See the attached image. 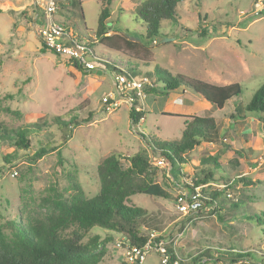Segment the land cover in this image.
Returning <instances> with one entry per match:
<instances>
[{"label":"rangeland","instance_id":"1","mask_svg":"<svg viewBox=\"0 0 264 264\" xmlns=\"http://www.w3.org/2000/svg\"><path fill=\"white\" fill-rule=\"evenodd\" d=\"M105 1L59 0L70 12L56 19L73 22L81 40L92 44L90 37L97 31ZM143 1L111 0L109 34H123L147 45L152 53L147 68L158 67L163 76L182 73L217 85L239 82L242 94L219 109L182 89L171 92L168 99L146 93L147 112L132 126L129 112L134 96L131 90H116L115 73L103 67L82 73L70 58L44 48L38 32L42 10L34 0H0V128L16 133L20 128L31 129L32 123L41 124V130H31L32 145L27 149L0 138V228L10 233L9 219L16 217L23 224L47 220L59 213V202L72 203L77 195H98L100 164L109 155L120 154L121 164L128 166L130 155L146 152L141 133L160 141L177 140L185 116H213L219 124L217 140L203 141L178 172L172 171L169 161L154 160L158 169L151 190L128 197L126 203L146 209L155 223L163 222L169 237L182 233L177 248L189 259L188 264H192L191 256L210 245L223 251L236 246L250 254L242 258L243 264H264V226H255L248 218L264 210V114L238 117L245 114L244 106L264 83V0H185L176 7L177 21H164L158 35L149 39L146 23L136 14ZM93 46L99 56L121 60L124 65L135 53L125 49L119 57L98 43ZM109 94L118 103L112 109L103 99ZM90 111L92 120L71 126L67 136L55 123L57 117L69 122ZM46 144L55 149L31 161ZM211 156L224 168L203 162ZM209 170L214 173L213 181L197 186L209 195L220 191L222 199L196 214L179 213L176 198L187 187L180 180H193L195 174L203 178ZM240 177L252 182H237ZM74 230L78 225L71 223L61 235L69 238ZM81 243L96 251L105 248L98 264H128L125 234L95 226L87 230ZM217 250L215 256L220 254ZM218 261L233 264L223 254L209 264ZM143 264H162L158 252H150Z\"/></svg>","mask_w":264,"mask_h":264},{"label":"trees","instance_id":"2","mask_svg":"<svg viewBox=\"0 0 264 264\" xmlns=\"http://www.w3.org/2000/svg\"><path fill=\"white\" fill-rule=\"evenodd\" d=\"M183 1L185 0H145L137 6V16L146 23L145 35L147 39L158 35L164 21H177L176 7ZM110 7L111 0H106L99 16L97 31L90 37L93 41L92 44L98 43L114 50L119 53V57L125 49H133L135 53L127 59L128 63L125 65L122 64L121 60L114 62L103 57L105 61H98V64L104 70L115 74L123 73L127 77L137 79L149 78L150 83L143 86L145 94H157L168 99L171 92L188 89L219 109H223L233 97L242 94L243 87L239 82L217 85L182 73L176 75L167 73L166 76H163V71L158 67L153 70H143L144 67H149L152 61L150 58L152 56L151 50L143 42L129 39L123 34L120 35L116 32L109 34ZM0 12H2L1 8ZM69 12L70 10L64 6V3L59 2V13L68 16ZM63 24L81 39L79 34L75 32L73 22H64ZM43 47L56 55H60L47 48L44 43ZM44 48L41 50L42 53L45 52ZM71 62L82 73L90 72L76 60L71 59ZM132 94L134 97L129 116L131 125L136 126L144 117L147 109L144 99L140 98L135 91H132ZM244 111V115L238 116L241 119H245L247 114H264V83L256 90L249 103L244 106ZM93 115L94 113L90 111L86 117H73L69 122H63L61 118L57 117L55 123L64 131V136H67V131L71 126L89 122ZM185 117L181 138L177 140L160 141L159 139L155 140L151 135L141 133L147 146L145 147L146 152L130 155L128 166L121 164L120 154H111L106 157L99 166L102 186L98 195L91 198L77 195L72 203L59 202V213L47 220L23 224L17 221L16 217L9 219L7 227L11 234L5 233L0 228V264H98L105 255V248L102 247L96 251L90 245L81 243L88 229L100 226L113 232L125 234L128 237V243L132 245L144 244L153 230H165L163 222L155 223L156 218H152L146 209L130 206L126 203V199L137 193L151 190L155 181L154 174L158 169V166L153 163V156L165 158L171 163L172 171L178 172L182 164L191 161V152L203 141L215 142L217 140L219 124L216 117L200 115H187ZM230 118L234 119V114L231 113ZM30 127L31 129L24 127L17 130L16 133H12L11 130L3 126L0 128V138L14 140L19 148L27 149L32 145L31 130L33 128L41 130V124L32 123ZM49 149H55V146L46 144L40 147L29 159L33 162L36 161L48 153ZM5 158L8 160L7 156ZM203 162L211 164L215 168H224V164L214 156L204 159ZM175 172L172 173L176 178ZM213 177L212 170L207 171L203 178L195 174L193 175V186L189 187L193 189L198 184L213 181ZM235 180L237 182H252L246 177ZM176 181L179 182L178 179ZM210 196L219 201L223 194L220 191H215ZM212 202L209 201L208 203ZM239 205L235 204V206ZM248 218L252 220L255 226H264V210ZM71 223L77 224L78 230H74L69 238L63 237L61 235L62 230ZM210 242L215 243V241ZM217 247L218 245L207 246L198 254L191 256L192 264H209L210 259L218 258L220 254L230 257L232 261L250 255L249 252L237 249L236 246L227 251ZM215 249H219L217 250V253H220L219 256L214 255Z\"/></svg>","mask_w":264,"mask_h":264},{"label":"built area","instance_id":"3","mask_svg":"<svg viewBox=\"0 0 264 264\" xmlns=\"http://www.w3.org/2000/svg\"><path fill=\"white\" fill-rule=\"evenodd\" d=\"M34 2L42 10V21L38 32L41 41L47 48L60 55L76 60L89 71L102 68V66L98 64V61H105V59L95 52L93 44L83 42L67 29L61 21L56 19V16L60 14L59 0H34ZM114 79L116 82V90L119 92L131 90L135 91L140 98H145L143 86L146 83H150L149 78L143 77L137 79L135 77H127V75L123 73H116ZM113 98H115V96L110 94L103 98L109 109L116 107L118 104ZM154 160L163 164L166 159L163 157L155 158V156H153V163ZM184 182H187V187L182 193L178 194L176 198V206L179 213L185 215L196 214L205 208L209 201H213L214 203L218 202L217 198L213 199L208 193L203 192L201 186H197L193 189L190 188L189 186H193L192 179L186 180L185 178ZM170 234L171 233L165 234V230H153L150 232L149 238L144 244L132 245L128 243L124 253L125 261L128 264H143L147 255L152 251H156L160 256L162 264L187 263L189 259L182 257L177 248V240L181 237L182 233L174 237H169ZM165 238L169 239L166 240ZM171 242H173V244L169 245ZM215 264H220V262L218 261ZM233 264H243V261L242 259H238L233 261Z\"/></svg>","mask_w":264,"mask_h":264},{"label":"crops","instance_id":"4","mask_svg":"<svg viewBox=\"0 0 264 264\" xmlns=\"http://www.w3.org/2000/svg\"><path fill=\"white\" fill-rule=\"evenodd\" d=\"M148 70H151V69H149V68H147ZM183 91V90H182ZM186 91H189L188 89H186V90H184L183 91V93H185ZM206 101V100H205Z\"/></svg>","mask_w":264,"mask_h":264},{"label":"water","instance_id":"5","mask_svg":"<svg viewBox=\"0 0 264 264\" xmlns=\"http://www.w3.org/2000/svg\"><path fill=\"white\" fill-rule=\"evenodd\" d=\"M109 23H111V22H109Z\"/></svg>","mask_w":264,"mask_h":264}]
</instances>
